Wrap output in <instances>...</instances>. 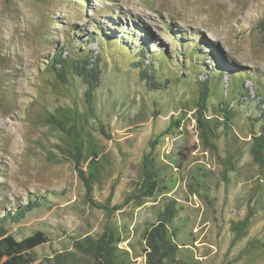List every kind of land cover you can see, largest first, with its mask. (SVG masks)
Wrapping results in <instances>:
<instances>
[{
	"label": "rangeland",
	"instance_id": "1",
	"mask_svg": "<svg viewBox=\"0 0 264 264\" xmlns=\"http://www.w3.org/2000/svg\"><path fill=\"white\" fill-rule=\"evenodd\" d=\"M263 19L264 0H0V217L44 199L6 224L17 240L37 231L47 237L33 251L36 263L55 251H74L72 238L98 237L107 223L84 199L68 138L42 120L66 108L87 113L81 79L67 70L63 84L51 68L60 55L87 57V67L100 72L96 117L76 121L102 152L98 202L114 184L112 205L131 192L149 142L197 98L200 83L213 87L209 113L220 100L236 112L217 153L202 145L190 110L181 130L158 137V168L173 181L167 191L116 212L117 264H147L141 233L171 200L178 210L171 223L180 245L176 261L264 264V172L247 142L264 129ZM141 52L144 64L158 68L153 82L133 64ZM233 80L242 83L239 94ZM248 205L257 213L246 236L233 243L232 223L245 217Z\"/></svg>",
	"mask_w": 264,
	"mask_h": 264
},
{
	"label": "trees",
	"instance_id": "2",
	"mask_svg": "<svg viewBox=\"0 0 264 264\" xmlns=\"http://www.w3.org/2000/svg\"><path fill=\"white\" fill-rule=\"evenodd\" d=\"M258 26L264 35V19L259 22ZM144 58V52H141L133 64L140 68L139 73L142 79L153 82L158 68L154 63L144 64ZM162 61V59L158 60L159 66L163 63ZM89 62L87 57L76 61L62 59L60 55L55 56L51 62V68L56 78L63 84L68 83L66 74L69 70L74 76L80 78L86 86L84 100L87 113L79 114L75 108H66L56 111L55 114L44 116L42 120L44 124L60 131L68 138L69 149H67V155L79 182L83 186L84 199L91 207L101 210L105 215L107 219L105 231L98 237L87 235L82 238H72L74 251H55L50 257H45L41 262L36 263L37 258L33 251L35 248L49 242L47 237L42 232L37 231L30 236L17 240L6 228V224L19 222L27 213L41 206L40 204L44 199L41 196L40 198H33L27 204L15 208L12 213H5L0 217V264H117L119 257L118 244L122 242V238L117 235L115 226L111 223L116 212L131 203L140 204L145 199L154 198L161 191H167L169 183L173 181L171 177L163 176L158 168V137L181 130V123L188 110L193 112L191 117L195 121L202 145L210 152L217 153V142L222 137H228L233 131L236 112L230 109L228 103L220 100L218 109L213 113H209V99L213 87L208 82L200 83L197 98L192 100L190 105L183 104V112L180 111L179 117L171 116L169 127L159 134L155 140L149 142L148 150L141 156L140 173L131 192L120 204L112 205L114 187L116 186L114 184L110 188L106 199L98 202L94 199V186L100 178L102 152L97 142L82 127L78 128L76 122L78 120L77 116L84 120H88L90 116L96 117L94 100L95 91L99 86L100 72L97 65L89 69L87 67ZM56 65H59V67H56ZM241 84L239 86L235 84L237 90L234 93H240ZM100 132L108 137L102 125L100 126ZM249 138V141H247L250 144L249 153L253 163L263 173L264 129L257 133L252 132ZM231 160L230 156L226 158L229 165H231ZM224 172L227 173L228 171L225 170ZM247 208L245 217L232 223L233 243L246 236L257 213L255 207L248 205ZM177 213L176 202L171 200L165 205L163 211L158 214L156 222L143 229L140 237L147 264H186L175 260L180 245L176 242L177 232L171 228V223Z\"/></svg>",
	"mask_w": 264,
	"mask_h": 264
},
{
	"label": "bare ground",
	"instance_id": "3",
	"mask_svg": "<svg viewBox=\"0 0 264 264\" xmlns=\"http://www.w3.org/2000/svg\"><path fill=\"white\" fill-rule=\"evenodd\" d=\"M132 27H133V25H132ZM107 32V31H106ZM117 32V31H116ZM120 33V32H119ZM142 33V32H141ZM145 34V33H144ZM127 38V37H126ZM135 44V43H134ZM136 51V50H135ZM237 58V60H239V61H241L242 62V64L244 65V66H246L247 65V62H246V60H242V59H240V58H238V57H236Z\"/></svg>",
	"mask_w": 264,
	"mask_h": 264
}]
</instances>
